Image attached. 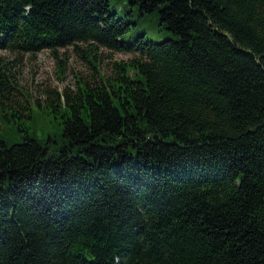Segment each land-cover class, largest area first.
<instances>
[{"label": "trees", "instance_id": "16d2710c", "mask_svg": "<svg viewBox=\"0 0 264 264\" xmlns=\"http://www.w3.org/2000/svg\"><path fill=\"white\" fill-rule=\"evenodd\" d=\"M81 45L93 73L19 107L0 56V122L64 142L0 141V264H264V0H0V51Z\"/></svg>", "mask_w": 264, "mask_h": 264}, {"label": "rangeland", "instance_id": "374dc122", "mask_svg": "<svg viewBox=\"0 0 264 264\" xmlns=\"http://www.w3.org/2000/svg\"><path fill=\"white\" fill-rule=\"evenodd\" d=\"M114 10L113 7L111 11L116 12ZM129 21L135 24L134 30L127 35V39L129 38L131 41L143 33L148 36L156 34L155 39H159L158 41L171 38L172 34L169 31L158 33L153 24L146 25L140 19L134 18H130ZM81 47L83 51L68 47L55 52L44 50L36 54H16L10 50L0 51V56L8 64L10 74L15 77L13 85L15 94L12 97V103L19 107V104H27L26 99H30L32 102L43 101L49 97L50 91L56 89L61 91L71 88L74 90L77 78H86L93 73L90 65L84 59V55H87L90 47L87 45H81ZM97 56L100 59L101 70L106 75L111 74L113 61H128L133 58L132 54L111 53L105 48L100 49ZM61 66L65 70L63 77L59 72ZM34 115V120L32 118L28 120L11 118L10 121H1L0 141L4 139L8 145H12L21 143L23 138L28 136L39 141L48 149L50 155H53L58 147L64 144L60 136L61 120L49 110H42L38 107L34 109Z\"/></svg>", "mask_w": 264, "mask_h": 264}]
</instances>
